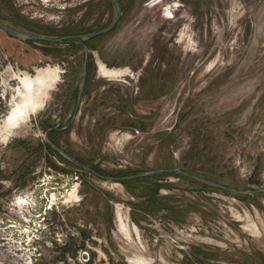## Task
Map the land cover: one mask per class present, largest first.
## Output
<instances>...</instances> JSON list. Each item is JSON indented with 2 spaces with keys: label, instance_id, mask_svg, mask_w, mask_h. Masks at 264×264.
<instances>
[{
  "label": "rangeland",
  "instance_id": "374dc122",
  "mask_svg": "<svg viewBox=\"0 0 264 264\" xmlns=\"http://www.w3.org/2000/svg\"><path fill=\"white\" fill-rule=\"evenodd\" d=\"M118 1L83 44L0 29V264H264V0ZM116 17L111 0H0L2 24L51 38ZM25 75L52 81L2 130ZM49 205L64 243L14 244Z\"/></svg>",
  "mask_w": 264,
  "mask_h": 264
},
{
  "label": "bare ground",
  "instance_id": "6f19581e",
  "mask_svg": "<svg viewBox=\"0 0 264 264\" xmlns=\"http://www.w3.org/2000/svg\"><path fill=\"white\" fill-rule=\"evenodd\" d=\"M166 11L168 13L171 12L170 8H167ZM101 71L104 75L108 76L117 74V72L106 69L103 66L101 67ZM51 81L52 77H49L48 79H42L39 75L35 76L34 78L25 75L23 78H21V85L17 88L16 91L20 94L22 101L20 103H15L11 111L4 117L1 125L2 130L8 131L16 128L22 118L28 116L30 112L36 109V107H38L39 105V98L43 94V91L48 88ZM74 198H76L75 190L72 189L69 193V199L73 200ZM22 199L23 198L19 197L17 200L20 202ZM70 200H66L65 202H68ZM144 262V259L133 261V263L135 264H144Z\"/></svg>",
  "mask_w": 264,
  "mask_h": 264
},
{
  "label": "built area",
  "instance_id": "2783aa9c",
  "mask_svg": "<svg viewBox=\"0 0 264 264\" xmlns=\"http://www.w3.org/2000/svg\"><path fill=\"white\" fill-rule=\"evenodd\" d=\"M16 205H22L26 207V209H33L35 207V198L30 195L23 196V199L19 202L17 201ZM50 210L51 206L49 205L47 208L43 209V211H37V214L33 218V222H31V228L29 230H25V225H23V228L18 230V235L20 238H18V241L14 244H30L32 246L33 244H63L67 235H63L61 232L52 234L51 232H48L46 226V210ZM29 211V210H28ZM35 211V209H34ZM31 221V220H29ZM27 225L30 223L27 222ZM42 233H47L48 238L45 241L44 237H42ZM9 240H6V238L1 240L2 244H9ZM31 256V255H30ZM31 258V257H29ZM30 260V259H29Z\"/></svg>",
  "mask_w": 264,
  "mask_h": 264
},
{
  "label": "water",
  "instance_id": "95a60500",
  "mask_svg": "<svg viewBox=\"0 0 264 264\" xmlns=\"http://www.w3.org/2000/svg\"><path fill=\"white\" fill-rule=\"evenodd\" d=\"M111 1H112V3L115 6V9H116V12H117V17L105 30H102V31H99V32H94V33L85 34V35H78V36H68V37H59V38H46V37H43V36H37V35H33V34H29V33L20 32V31H17V30L10 29L7 26H5L4 24H2L1 22H0V29L2 31H4L5 33H7V34L13 35V36L18 37V38L32 40V41H44V42H51V43H62L64 41L76 39V40H78L79 43L83 44L84 41L93 39L95 37H98L101 34H105V33L110 32L115 27V25L117 24L118 20L120 19L121 15H122L120 4H119L118 0H111ZM84 54H85V57H84L83 73L85 72V69H86V64H87L88 54H89V50H88V48L86 46H84ZM82 88H83V84L79 88V96H78L79 99H80V96H81ZM172 172L178 173V174H181V173L183 174L182 171L177 170V169L172 170ZM152 173L153 172H150V173H146L144 175L148 176V175H151ZM107 180H112V179L111 178H107ZM207 183L212 185V186L219 187V186H217L215 184H212L210 182H207ZM262 189H264V188H262ZM251 193H254V192H251ZM84 260L86 262L88 261L87 258H84Z\"/></svg>",
  "mask_w": 264,
  "mask_h": 264
},
{
  "label": "trees",
  "instance_id": "16d2710c",
  "mask_svg": "<svg viewBox=\"0 0 264 264\" xmlns=\"http://www.w3.org/2000/svg\"><path fill=\"white\" fill-rule=\"evenodd\" d=\"M66 36H78V33H73V34H68V35H66ZM76 41H78V40H76V39H73V40H68V41H65V43L66 42H72V43H74V42H76ZM55 134V132H52L51 130H49L48 131V142H47V147L49 148V149H51V148H55L56 149V145H55V143L53 142V135ZM57 150V149H56ZM90 173H92V174H94V175H96V176H98V177H100V178H104V179H107V177H102L103 176V173H101V172H99V171H96V170H93V169H90V168H86ZM167 171H169V172H172V170H167ZM166 171V172H167ZM183 172V174L181 173L180 175H182V176H186V177H191V178H194L195 180H199L200 182H203L204 184H208L207 182H210L209 180H206V179H202V178H198V177H192V176H189V174L187 173V172H184V171H182ZM142 176H144V177H148V176H145V175H142ZM137 177H140V176H123V177H121V178H119L118 180H120V181H122V182H126V181H128V180H132V179H135V178H137ZM112 180H116L115 178H111ZM210 183H212V182H210ZM212 184H215V183H212ZM208 185H210V184H208ZM215 185H217V184H215ZM212 186V185H211ZM216 187V186H215Z\"/></svg>",
  "mask_w": 264,
  "mask_h": 264
},
{
  "label": "flooded vegetation",
  "instance_id": "af4514ba",
  "mask_svg": "<svg viewBox=\"0 0 264 264\" xmlns=\"http://www.w3.org/2000/svg\"><path fill=\"white\" fill-rule=\"evenodd\" d=\"M6 26V25H5ZM8 27V26H7ZM10 29H13V30H17L16 27L12 26V27H8ZM22 30H25V29H22ZM17 31H20V30H17ZM20 32H25V33H29V34H33V35H37V36H43V37H46V38H51L50 35H46V34H40L38 32H35V31H30V30H25V31H20ZM63 37H68V36H63ZM25 44H28V43H31L33 45H36L38 47H41L43 49H40L44 52H47V46H45L46 44H52L51 42H44V41H32V40H28V39H23V38H20ZM65 42V41H64ZM53 44H56V43H53ZM39 50V48H38ZM50 55H54V51L50 50Z\"/></svg>",
  "mask_w": 264,
  "mask_h": 264
}]
</instances>
